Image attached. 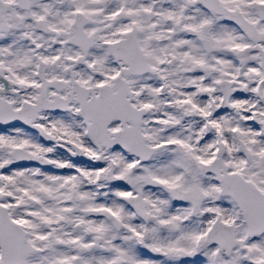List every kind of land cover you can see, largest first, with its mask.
<instances>
[{
  "label": "snow or ice",
  "instance_id": "obj_1",
  "mask_svg": "<svg viewBox=\"0 0 264 264\" xmlns=\"http://www.w3.org/2000/svg\"><path fill=\"white\" fill-rule=\"evenodd\" d=\"M0 264H264V0H0Z\"/></svg>",
  "mask_w": 264,
  "mask_h": 264
}]
</instances>
